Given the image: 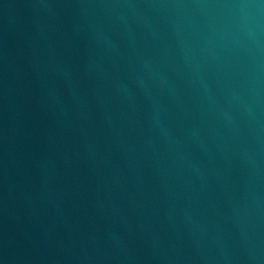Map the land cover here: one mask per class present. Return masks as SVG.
<instances>
[{
  "label": "water",
  "instance_id": "1",
  "mask_svg": "<svg viewBox=\"0 0 264 264\" xmlns=\"http://www.w3.org/2000/svg\"><path fill=\"white\" fill-rule=\"evenodd\" d=\"M0 264H264V0H0Z\"/></svg>",
  "mask_w": 264,
  "mask_h": 264
}]
</instances>
